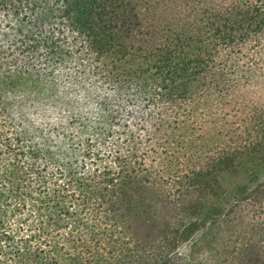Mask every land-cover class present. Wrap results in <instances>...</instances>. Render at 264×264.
<instances>
[{"label":"trees","instance_id":"trees-1","mask_svg":"<svg viewBox=\"0 0 264 264\" xmlns=\"http://www.w3.org/2000/svg\"><path fill=\"white\" fill-rule=\"evenodd\" d=\"M138 1L153 15L146 30L138 29L143 21L135 0H0V35L4 19L13 16L28 24L40 14L61 24L58 35L67 26L85 37L88 54L98 61L110 56L114 76L134 80L132 91L140 102L161 109L155 133H150L161 136L160 155L164 154L154 163L141 162L136 146L128 144L135 143L132 135L125 139V132L116 136L113 150L103 151V141L115 135L111 126L99 140L86 142L69 130L59 133L61 138L68 135L65 144L9 116L8 94L51 98L50 89L2 54L5 46L23 51L20 47L35 41L45 43L43 25L33 23L35 29L26 33L19 28L22 40L0 43V264H183L178 251L201 224L211 227L201 237L206 241L203 247L215 249L210 254L216 264L227 260L211 239L231 230L238 239L234 264H264V183L249 189L257 172H264V112L250 114L232 144L217 137V147L206 145L205 157L199 142L213 140L215 134L199 140L189 133L190 139H175L181 123L187 129L192 125L184 113L197 121L200 110L214 101L215 88L225 100L236 81L249 82L248 73L262 76L257 63L244 68L238 62L243 46L264 31V0H181L170 11L167 1L177 0ZM161 7L169 17H162ZM56 39L46 47L60 56ZM230 54L240 56L231 61ZM192 148L198 167L188 182L203 192L204 205L192 211L170 193L167 203L173 215L164 226L169 239L162 245L146 243L139 237L138 209L146 207L151 189L163 192V173L172 171L173 158ZM242 204L258 219L248 218ZM247 218L261 226L259 232ZM241 224L251 227L238 231Z\"/></svg>","mask_w":264,"mask_h":264},{"label":"rangeland","instance_id":"rangeland-1","mask_svg":"<svg viewBox=\"0 0 264 264\" xmlns=\"http://www.w3.org/2000/svg\"><path fill=\"white\" fill-rule=\"evenodd\" d=\"M135 1H137L135 9L143 21L142 26H139L138 29L146 30L148 24L151 21L154 22L153 15L151 10L145 8L142 2L140 4L138 0ZM167 2L166 8L170 11L178 3H181V0H177L175 4ZM161 9L163 8L161 7ZM169 14L170 12L163 9V16H161L167 18ZM2 23L1 44H15L16 41L22 40L19 28L25 33L33 31L35 29L33 23L43 25L42 33L47 35L43 46L42 42L35 41L24 48L20 47L23 51L16 47L5 46L1 48L4 49L3 55L14 58L13 62L17 68L32 73V76L37 78L44 87L51 90V98L46 100H42L40 95L35 98V96L30 95L8 94L10 95V103L6 106V112L9 116L17 119L26 128L38 127L43 132L50 133L49 135L53 140H62L65 144L69 142L67 140L68 135L66 138H61L59 133H67L69 130L72 135L78 137L79 141L85 140L86 142L91 138L99 140L101 133L104 136L102 131H107L111 126L115 135L110 134L108 143L103 141V151L113 150L112 145L116 136L125 132V139H129V135H132L131 138L134 139L135 143L130 142L128 144L136 146L137 154L141 156V162L150 164L154 163L155 160L157 161L159 156L164 157V154L161 153L160 155L161 136L159 134L151 136V133H155L153 132L154 125L157 123L161 109H157L156 106L148 108L140 102V96L136 95L134 90L132 91L135 85L134 80L127 78L125 81H119L114 76L110 56L102 57V62L98 61L94 55L88 54L84 43L85 37L69 30L67 26L63 27L58 35L57 32L61 24L52 23L45 15L38 14L28 24H22L13 16L8 17L7 20L4 19ZM52 31L55 32V36L50 33ZM159 32L161 33V31ZM133 34L139 36L138 31H134ZM163 35L168 37L166 33ZM55 37H59V40L56 39L55 42L59 46L58 49H61L60 56L51 55L46 47ZM165 39L163 38V43H167ZM254 39L255 41L253 40L251 44L243 46V56L230 54L229 59L236 61L240 56L238 63L239 65L243 64L244 68L253 67V64L257 63L256 69L262 71V76L248 73L249 82L247 83L245 79L242 82L241 80L236 81L234 86L236 88L231 92V97L227 96L225 100L221 99V96L218 95V89L215 88L212 91L215 96L214 101L205 105L206 114H204V110H200L195 116L197 121H193L184 113V119L187 123L190 122L194 126L191 127V125L187 129L181 123L179 125L181 130H176L175 139H179V142L185 140H182V137L188 139L189 133H194L195 136L200 137L199 140L206 134H215L214 137L210 138L213 140L199 142L202 148L198 146V150L202 149L201 155L204 157L209 155L206 145L211 148L217 147V137L222 142L232 144V139H238V134L245 128L247 121H249V115L252 113L258 115L264 112V31L257 34ZM206 77L210 78L211 75L207 74ZM208 83L209 80H207ZM196 84L199 85L200 81ZM132 93H134L133 97L130 96ZM250 125L253 126L254 122H251ZM120 135L123 136V134ZM179 142H176L175 145L181 148L182 145ZM184 144L187 145V143ZM197 156L192 148L182 151L179 159L173 158L172 171L163 173L165 183L160 188L163 192L151 189V194L145 202L143 201L146 207H139L138 211L141 217L135 219L139 224V237L146 243L154 242L156 245H162L167 243L169 239L168 229L164 226L173 215L172 205L167 203L168 198L170 200V193L177 195L176 199H179L182 205L185 203V206H189L192 211L204 205L200 195L203 192L195 190L193 183L190 186L188 182L189 177L194 174V168L198 167ZM159 162L162 161H158L156 164H160ZM255 179L249 185V189L260 188L264 183V172L258 171ZM178 189L182 190L179 194ZM150 202L154 203L149 208L147 204ZM246 206L247 204H242L243 213H246L248 218L258 219L252 211H249V207L248 209L245 208ZM248 211L249 213H247ZM248 223H254L256 232L260 231L261 226L256 221L251 220ZM250 224L249 227H251ZM202 225L197 227L189 240H186L185 245L180 247L178 251L183 264H195L196 261H198L197 264H216L211 255L214 254L215 249H212L211 252L208 248L203 247L206 241L201 237V234L209 231L211 227L206 225L203 228ZM241 225L238 226V231L241 229L248 231L247 224ZM236 235V230H231L229 234L211 239L215 243L214 246L223 252L222 256L226 258L227 264L237 263L233 254L234 246L238 240H236ZM224 240L225 244H223ZM218 242L220 247H218Z\"/></svg>","mask_w":264,"mask_h":264}]
</instances>
